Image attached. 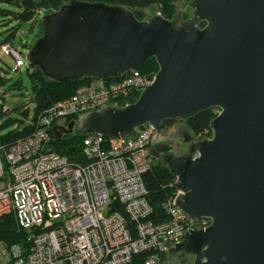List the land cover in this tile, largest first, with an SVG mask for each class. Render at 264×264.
Here are the masks:
<instances>
[{"label":"water","instance_id":"1","mask_svg":"<svg viewBox=\"0 0 264 264\" xmlns=\"http://www.w3.org/2000/svg\"><path fill=\"white\" fill-rule=\"evenodd\" d=\"M41 17L24 57L50 81L115 78L157 63L135 101L52 131L111 138L148 123L155 144L165 120L179 121L165 140L180 138L186 150L162 156L179 191L174 203L186 219L210 223L188 228L164 264L179 253L191 264H264V0H190L171 18L152 10L143 20L125 5L67 0ZM209 108L218 109L211 136L193 137L183 121Z\"/></svg>","mask_w":264,"mask_h":264},{"label":"built area","instance_id":"2","mask_svg":"<svg viewBox=\"0 0 264 264\" xmlns=\"http://www.w3.org/2000/svg\"><path fill=\"white\" fill-rule=\"evenodd\" d=\"M0 52L12 56L13 71L27 66L10 43L1 44ZM154 74L129 69L115 78L89 77L39 113L28 134L0 145V220L12 214L24 234L23 243L0 239V264H133L139 255L141 264H164L168 249L188 228L210 223L179 212L177 189L162 203L166 218H150L143 181L154 163V129L148 123L131 135L85 134L84 164L51 147L49 130L57 118L68 123L105 104L125 106Z\"/></svg>","mask_w":264,"mask_h":264},{"label":"trees","instance_id":"3","mask_svg":"<svg viewBox=\"0 0 264 264\" xmlns=\"http://www.w3.org/2000/svg\"><path fill=\"white\" fill-rule=\"evenodd\" d=\"M87 1H97L107 4H121L131 8L137 19L143 20V9L154 6L157 11L165 18H171L173 13L177 9V3L180 0H87ZM0 2H6L15 4L20 8V11L12 12L4 9H0V14L12 13L13 17L18 20V24L29 21L34 17L37 7H47L50 11L58 8L64 0H0ZM185 16V15H184ZM17 31V26L12 27L8 30L6 36L0 45L3 43H10L13 46V40ZM42 32V22L40 21V29L36 35V38L41 35ZM31 45H29L30 47ZM14 47V46H13ZM28 47V48H29ZM3 53V52H1ZM5 54V53H3ZM8 55V54H6ZM25 59V57H24ZM26 60V59H25ZM29 80V92L30 99L34 104L32 120L28 124H23L22 120L17 118L6 117L0 122V145L8 147L16 139L28 134L33 126L32 122L36 116L45 110L53 102L69 97L76 87L80 84L85 83L88 78L77 79L74 81H68L63 83H58L48 80L42 75V72L36 68H31L29 66L24 67ZM141 72H147L154 74L157 69V63L153 58H150L146 63L138 68ZM5 78L0 76V84H5ZM10 87L17 88L18 90L23 89V84L21 79L15 80L10 84ZM137 93L130 98V102L135 100ZM4 112H0V117ZM23 117H27V110L23 109L21 111ZM215 109L209 108L197 113L194 117H191L183 122L185 127L190 131L192 136L197 138H206L211 135L209 129V122L215 116ZM170 122L171 120H165L164 122ZM13 126V128L11 127ZM6 129V130H5ZM51 136V147L59 154L67 157L72 163L86 162V158L82 152V139L83 134L79 131L75 133H64L60 137H57L52 129L49 130ZM152 147L156 149L157 152L165 154L168 151V146H159L152 143ZM143 181L147 189V199L152 206V214L150 216L154 221L164 220L166 215L162 210V203L166 201L167 198L173 195L175 192V177L169 172L166 165L162 162V159L155 161L150 169L146 171L143 175ZM24 234L20 231L16 225V222L12 214L4 215L0 220V239H2L7 244L12 243H23ZM138 259L137 263L141 264L142 255L134 257Z\"/></svg>","mask_w":264,"mask_h":264},{"label":"rangeland","instance_id":"4","mask_svg":"<svg viewBox=\"0 0 264 264\" xmlns=\"http://www.w3.org/2000/svg\"><path fill=\"white\" fill-rule=\"evenodd\" d=\"M66 1L67 0H64V2ZM189 1L190 0H180L176 4L177 8L183 7ZM64 2H62V4ZM0 9L12 11V12L20 11V8L15 4L6 3V2H0ZM152 10L157 11V9L154 6H150L143 9L142 10L143 19L149 18L152 14ZM47 13H49L47 7H37L34 17L31 20L22 22L20 24H18V20L15 17H13L12 13L4 14V15L0 14V41L4 39L10 28L17 26V31L13 40V46L18 52L22 53V55L24 56L26 51L29 49L28 48L29 45L33 43V41L36 39L37 33L39 32L40 21L42 20L41 16ZM188 15H190L189 9L186 11L185 16ZM12 66H13L12 56L0 52V76L5 78L6 80L5 84L3 85L0 84V112H4V114L0 117V122H2L3 118L10 117V118H17L19 120H22L23 124H28L32 120V114L34 108V104L30 99V92H29L30 84L28 80V75L24 67L21 70L13 71L11 69ZM18 79H21V83L23 84V89L21 90L10 87V84ZM23 109L27 110V117L22 116L21 111ZM55 124L58 126H65L67 124L66 119L57 118ZM170 125L171 124H168V126ZM11 127L13 128V126ZM75 132L76 129L74 128L71 134ZM177 139L180 138H176L172 140V142L168 145V151L165 153L181 154L186 150V144L182 143L181 139L179 140V144H177L176 143ZM151 151L153 152L154 155L153 162L162 159L163 154L161 155V153L157 152L156 149H154L153 147L151 148ZM173 261L175 262V264H191L192 257L182 253L175 256L173 258Z\"/></svg>","mask_w":264,"mask_h":264},{"label":"flooded vegetation","instance_id":"5","mask_svg":"<svg viewBox=\"0 0 264 264\" xmlns=\"http://www.w3.org/2000/svg\"><path fill=\"white\" fill-rule=\"evenodd\" d=\"M178 123H179V121H177V120H171L169 123L168 122L163 123V128H162V130L158 136V142L155 144H157L159 146H166V145L168 146L172 142V140H165V138H167L168 136H170L173 133V131L175 130V126ZM168 124H171V125L168 126ZM153 140H154V136H153ZM153 140H152V142H153ZM179 140L180 139H177V141H176L177 144H179ZM179 254H182V253H179ZM179 254H177V255H179ZM177 255H175V256H177Z\"/></svg>","mask_w":264,"mask_h":264}]
</instances>
